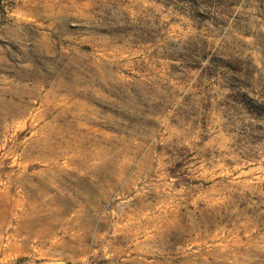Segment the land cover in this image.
Masks as SVG:
<instances>
[{
	"label": "rangeland",
	"instance_id": "374dc122",
	"mask_svg": "<svg viewBox=\"0 0 264 264\" xmlns=\"http://www.w3.org/2000/svg\"><path fill=\"white\" fill-rule=\"evenodd\" d=\"M131 258L264 264V0H0V264Z\"/></svg>",
	"mask_w": 264,
	"mask_h": 264
},
{
	"label": "bare ground",
	"instance_id": "6f19581e",
	"mask_svg": "<svg viewBox=\"0 0 264 264\" xmlns=\"http://www.w3.org/2000/svg\"><path fill=\"white\" fill-rule=\"evenodd\" d=\"M41 97H39V99H40ZM9 111H10V108H7ZM26 109H20L18 112H16L18 115H24L25 114V111ZM4 113V115L7 117V116H10L11 114L10 113H8L6 110L3 112ZM35 119V118H34ZM34 119H33V121H34ZM45 140H52V139H56V137L55 136H51V135H49V136H46V137H43ZM84 226V225H83ZM82 226V227H83ZM82 227H79V228H81L82 229ZM85 227V226H84ZM83 227V228H84ZM83 230V229H82ZM86 231H84L83 232V234L85 233ZM85 236V235H84ZM87 237V236H86ZM100 238V237H99ZM81 239V238H80ZM96 240V239H95ZM94 240V241H95ZM149 241H151L152 243H155L156 242V240L155 241H152V239L151 240H149ZM98 242V241H97ZM150 242V243H151ZM106 243H107V241H106ZM157 243V242H156ZM97 244V243H96ZM132 259V258H131ZM137 260H139V259H137ZM142 262V261H141ZM146 262V261H145ZM132 264H139V261L138 262H136V260H133L132 259V262H131ZM130 263V264H131ZM147 263V262H146ZM157 263V262H156ZM142 264V263H141ZM144 264V263H143ZM150 264V263H149ZM154 264V263H153Z\"/></svg>",
	"mask_w": 264,
	"mask_h": 264
}]
</instances>
